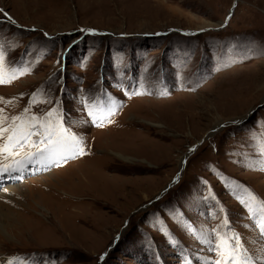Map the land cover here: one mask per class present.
Segmentation results:
<instances>
[{"label":"rangeland","instance_id":"1","mask_svg":"<svg viewBox=\"0 0 264 264\" xmlns=\"http://www.w3.org/2000/svg\"><path fill=\"white\" fill-rule=\"evenodd\" d=\"M233 4L0 0V115L53 111L84 149L19 150L0 264H211L213 229L264 257V0Z\"/></svg>","mask_w":264,"mask_h":264},{"label":"snow or ice","instance_id":"2","mask_svg":"<svg viewBox=\"0 0 264 264\" xmlns=\"http://www.w3.org/2000/svg\"><path fill=\"white\" fill-rule=\"evenodd\" d=\"M2 58L3 54L0 52V60ZM28 70L24 68L19 74L22 75ZM16 75L17 73L13 72L12 78L14 79ZM9 82H11L10 79L0 76V83ZM27 112L28 109H25V113ZM9 120L11 123H8ZM33 137L37 140L34 141ZM25 147L36 148L35 152L26 154L29 162L39 155V162L46 165H58L60 161L66 162L69 158L84 154L82 140L64 128L59 118L53 120V111H49L43 118L35 115L10 118L0 115V157H3V161L0 162V179L5 176L11 177L12 173L25 167L23 160L16 159L20 155L19 150ZM9 160L12 162L9 163ZM241 202L247 206L253 226L257 227L260 234L264 236V202L257 204L255 197H251V203L248 200ZM222 223L229 232L232 231L227 220ZM212 231L215 234L214 237H210L205 242L209 245V251L216 253L218 258L211 261V264H258L264 261V257L254 260L248 255L239 234L229 235L228 232H217L215 229ZM9 264L14 262L9 261Z\"/></svg>","mask_w":264,"mask_h":264},{"label":"bare ground","instance_id":"3","mask_svg":"<svg viewBox=\"0 0 264 264\" xmlns=\"http://www.w3.org/2000/svg\"><path fill=\"white\" fill-rule=\"evenodd\" d=\"M37 157L39 159H36ZM34 159H35L34 161H36V160L40 161V156L36 155L34 157ZM20 186L21 185H14V186L8 185V187H5L6 188L5 191L0 192V234L10 236V235H8V233H10V231H9L10 229L8 228L10 223L11 224H12V222L20 223L21 219L23 220L24 218H26L24 216L19 215V212L16 209H14L13 206L9 205V204L13 203V201H14L13 199L12 200L6 199V198H11V194H7L8 192L16 194V190L14 188H18V187L21 188ZM30 195L32 196V194H30ZM24 201H25V197H24ZM16 203H17V205L20 204V202H18V201Z\"/></svg>","mask_w":264,"mask_h":264},{"label":"water","instance_id":"4","mask_svg":"<svg viewBox=\"0 0 264 264\" xmlns=\"http://www.w3.org/2000/svg\"><path fill=\"white\" fill-rule=\"evenodd\" d=\"M236 3H237V0H234V4H233V7H232V11H233V9L235 8V5H236ZM183 33H186V34H198V33H200L201 31H194V32H189V31H182ZM205 139H203L202 141H204ZM184 165H185V158H184ZM184 165H183V168H184ZM182 167H181V170L183 169ZM167 189V188H166ZM165 189V190H166ZM116 240H118V238H116ZM114 244H112L110 247H112Z\"/></svg>","mask_w":264,"mask_h":264}]
</instances>
